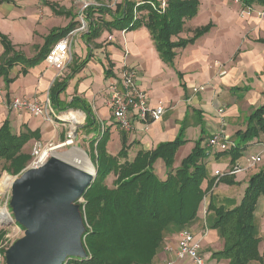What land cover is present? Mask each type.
Returning <instances> with one entry per match:
<instances>
[{
  "label": "crops",
  "instance_id": "0c3cea01",
  "mask_svg": "<svg viewBox=\"0 0 264 264\" xmlns=\"http://www.w3.org/2000/svg\"><path fill=\"white\" fill-rule=\"evenodd\" d=\"M85 1L89 5L105 6L114 10L115 5L124 0H0V33L8 38L16 50L26 57H32L36 52L35 46L41 47L44 37L52 29L65 27L72 19L78 21ZM198 7L196 16L186 21L185 30L177 37H188L199 26H212L194 43L175 49L172 66L161 61L145 26L127 32L103 31L99 38L94 39L93 43L98 47L91 46V58L68 81L67 88L59 95L67 102L73 95L87 102L97 122L109 128V138L114 135L117 140L118 135H122L120 132H124L129 145L127 154L130 160L134 156V153L131 156L129 154L132 147L135 152L140 148H153L162 141H171L180 127L185 128L187 141H194L201 127V134H207L205 145L208 136L213 133L221 132L230 138L236 131L245 130L246 117L252 109L260 104L264 105V42L261 41L264 39V15L258 17L252 14L241 18L238 15L241 6L236 0H199ZM258 9L264 7L254 5V10ZM98 15L99 12L94 13V17ZM101 17L110 19L108 14ZM72 40L70 55L79 62L87 55L86 43L79 32L72 34ZM3 49L0 43V54ZM123 65L134 69L135 79L139 88L148 95L149 104L155 105L161 100L166 105L165 114L159 120L150 122L145 130L144 125L136 119H132L130 131L122 130L113 122L107 108L106 87ZM106 67L111 69L108 76L105 73ZM20 68L19 64L11 68L10 77L13 81L9 84L6 85L0 78V125L8 118L10 129L14 133L24 130V126L32 130L39 129L40 139H31L25 147L26 152L35 143H41L46 133H50L49 140L59 143L63 134H59L57 127L51 122L40 116L13 111L9 108V103L14 97L45 101L53 81L64 75L67 69L60 72L56 66L47 63L45 58L28 68L25 74ZM176 72H179L180 77ZM172 80L177 94L173 99L166 94ZM201 85H204V90L192 92V87ZM74 110L77 112L65 113L61 117L71 123L81 121L84 113ZM117 126L121 131L114 134ZM190 130H195L192 138L187 137ZM263 142L264 131L247 145L233 164L243 166L244 158L249 153L262 154L264 157ZM108 143L107 151L116 155L119 149L111 152ZM88 146L90 151L89 142ZM80 152L83 153L82 150ZM208 157L211 164L221 158L227 169L231 166L229 155L217 156L211 153ZM70 158L75 161V157ZM263 167L264 163L233 173V184L224 185L230 189L229 196L222 197L219 205L211 192L223 185L214 178L212 189L199 207L196 218L188 225L195 238L200 241L199 252L204 258V264L227 263L224 259L217 260L212 257L213 252L223 247V239L219 237L216 229L210 227L212 212L207 211V205L212 202L224 208H234L243 197L249 177ZM213 177L215 174L211 177L207 175V179ZM253 220L256 236L259 238L261 261H251L249 264H264V196L256 203ZM178 231L165 235L162 247L150 264H192L188 257L177 256L175 253Z\"/></svg>",
  "mask_w": 264,
  "mask_h": 264
},
{
  "label": "trees",
  "instance_id": "16d2710c",
  "mask_svg": "<svg viewBox=\"0 0 264 264\" xmlns=\"http://www.w3.org/2000/svg\"><path fill=\"white\" fill-rule=\"evenodd\" d=\"M236 1L241 8L264 7V0ZM160 5L161 0H124L116 4L114 10L88 5L84 9L87 30L81 35L86 43L87 55L79 62L72 56L71 63L64 68L69 72L57 77L48 89L47 97L53 111L78 109L84 113L81 129L86 136L90 135L88 155L96 169L89 187L81 195L84 201L79 203L86 227L82 235L86 257H67L62 264H150L162 247L165 235L173 229L190 225L196 218L199 207L212 189L214 178L218 182L233 184L234 179L227 172L207 179L205 158L211 153L229 155L231 166L228 169H231L247 145L264 131V105L260 104L246 117L245 130L236 131L228 138L232 144L226 149L210 150L207 144L202 145L204 136L196 140L189 154L174 166L177 149L187 141L185 128L180 127L173 140L162 141L150 149L140 148L130 160L124 132H120L121 147L116 155L110 154L106 148L109 128L97 122L90 105L76 95L68 102L59 97L67 88L68 81L91 58V46L98 47L93 43L94 39L99 38L103 31L127 32L145 26L161 61L172 66L175 49L194 43L212 26H199L190 36L177 37L185 30L186 21L196 16L199 0H164L163 9ZM95 12L100 15L94 17ZM104 14H108L110 19L102 18ZM78 24L72 19L65 27L52 29L44 37L41 47L35 46L36 52L32 57L24 56L0 33V43L4 48L0 54V78L6 85L13 81L10 70L17 64L21 66L22 73H27L28 68L42 62L57 40L79 27ZM261 41L264 42V39ZM108 66L111 67L110 64ZM110 72L111 69L106 67V76ZM176 73L180 77L179 72ZM23 129L12 132L8 118L0 125V163H3L2 170L13 176L20 174L31 161L30 153L25 151L28 142L40 139L39 129L25 126ZM157 160H162L166 169L161 178L153 167ZM110 175L114 176L111 187L106 183ZM249 178L242 200L234 208L216 206L212 202L206 207L213 214L210 227L216 229L223 239V247L213 252L212 257L224 259L226 264L261 261L253 218L256 203L264 196V167ZM5 234L6 230L0 229V244ZM5 249H0L2 255Z\"/></svg>",
  "mask_w": 264,
  "mask_h": 264
},
{
  "label": "water",
  "instance_id": "95a60500",
  "mask_svg": "<svg viewBox=\"0 0 264 264\" xmlns=\"http://www.w3.org/2000/svg\"><path fill=\"white\" fill-rule=\"evenodd\" d=\"M94 170L88 174L50 154L42 165L26 167L10 180L9 208L24 232L5 249V264H62L67 257H86L82 242L86 227L77 201L94 178Z\"/></svg>",
  "mask_w": 264,
  "mask_h": 264
},
{
  "label": "built area",
  "instance_id": "2783aa9c",
  "mask_svg": "<svg viewBox=\"0 0 264 264\" xmlns=\"http://www.w3.org/2000/svg\"><path fill=\"white\" fill-rule=\"evenodd\" d=\"M89 5L88 2H84L79 13L78 22L79 27L70 31V33L60 38L56 43L49 49L48 53L45 55V60L47 63L56 66L58 70L63 71L71 59L70 51L73 44L72 34L74 32H84L87 30V25L85 21V11L84 9ZM160 7L163 9L164 0H161ZM253 13L258 17L264 15V9L254 10V8H243L240 15L241 17H249ZM111 37H109L110 39ZM204 90V85L192 87V92H198ZM106 104L110 111V116L113 122L124 131L131 130V121L136 119L144 125V130L148 128L149 123L152 121L159 120L166 112V105L163 101L155 105L149 104L148 95L146 92L141 90L135 79V71L132 67L121 66L116 77L111 79L110 83L106 87ZM45 101H40L39 99L28 100L26 98L14 97L9 103V108L16 112H22L27 114H32L34 116H40L45 118L47 121L52 123L53 120L58 121L61 116H57V113L52 110L50 106V100L48 97ZM70 141V140H69ZM72 142V141H70ZM67 140L59 143L60 145H69ZM71 144V143H70ZM207 146L210 150H222L228 148L232 143L228 140L223 133H213L207 139ZM59 145L49 144V146L43 147L41 143H35L31 149V161L27 167H37L45 163L49 158L50 154L45 153V148L56 147ZM264 149V142H263ZM50 150V149H48ZM264 163V157L262 154L251 153L244 158L243 166L240 164H234L233 168L228 169L227 173L233 175V173L239 172L241 170L255 167L259 164ZM215 176L221 174L218 171L214 172ZM9 194L5 199L4 207L9 202ZM3 208V207H0ZM8 212V209H7ZM9 213V212H8ZM10 215V214H9ZM12 217V216H11ZM178 241L175 253L177 256L188 257L192 264H204V258L200 254V241L195 238L193 231L188 226H184L178 231ZM9 244L5 240L0 244L1 248H7ZM0 264H5L4 255L0 253Z\"/></svg>",
  "mask_w": 264,
  "mask_h": 264
},
{
  "label": "rangeland",
  "instance_id": "374dc122",
  "mask_svg": "<svg viewBox=\"0 0 264 264\" xmlns=\"http://www.w3.org/2000/svg\"><path fill=\"white\" fill-rule=\"evenodd\" d=\"M243 7L240 9L239 11V16L241 17L240 13L242 11ZM255 14V13H253ZM244 17V16H243ZM242 18V17H241ZM189 24V23H188ZM79 25V24H78ZM83 32H79V35H82ZM74 36V35H73ZM235 40H233V43H234ZM71 63V59L70 61L68 62V64ZM69 71H66L65 74H67ZM176 92V87H175V83L170 81V84H169V89L166 91V94H169L171 96V98H176L177 94H175ZM47 96V95H46ZM107 114V111L106 109L104 110ZM72 112H77V110H66V111H59L57 113V116H61L62 114H65V113H72ZM83 115V118L81 121H78V122H74V123H71L68 119H65L63 117H60V119L58 121L56 120H53L52 117H51V120H52V125H54L55 127H57L58 131H59V134L62 133L63 134V137L62 139H64L63 141L61 140L59 143H62L66 140H70L72 141L71 144L69 145H64L62 147L59 148V150H57V152L59 151H67V149L69 147H74L75 145H77L82 151L85 152V154L87 155V157L89 158L90 162L92 163V160L90 158V155H88L89 153V146H88V138L90 137V135L86 136L85 133L83 132V130L81 129L82 125H83V122H84V114ZM49 122V121H48ZM106 122V120H105ZM61 129V131H60ZM118 131L120 132L121 129L117 126L114 130V134L115 132ZM195 130H190L189 131V134L187 135V137H190L192 138L193 134H194ZM185 133V132H184ZM207 134H201V127L199 128V133L196 137V139L193 141V140H189V141H186V143H184L182 146H180V148L177 149L176 151V154H175V158H174V166L179 164V162L181 161V159L183 157H185L186 155L189 154V151L194 147L195 145V141L198 140L199 138L201 137H206ZM120 135H118L117 137V140L115 138L114 135H112L110 138H108V145H109V150H114L115 152L121 147V143H120ZM186 135L184 134V137ZM49 137H50V133H46L43 137V139L41 140V144L43 147L45 146H49V144H54V145H59V143H54L52 142L51 140H49ZM205 137H204V140L202 142V145L205 144ZM209 137V136H208ZM186 138V137H185ZM187 140V138H186ZM207 142V141H206ZM185 145V146H184ZM33 145L30 147L29 149V153H31V149H32ZM190 149V150H188ZM73 150V149H72ZM134 147L131 148V150H129V154L130 156L132 155V153H134ZM251 154V153H249ZM256 154V153H255ZM55 155L57 156H61L62 158H66V160H71L72 158H69L68 154H62V153H55ZM248 155V154H247ZM223 156V155H222ZM207 159L206 161V168H207V174L211 177L213 176L214 174V171H218L220 172L222 175L223 173H226L227 172V165L224 164L225 162H223L221 160V158L217 160H215L213 162V164L210 163L209 160V157L205 158V160ZM2 164L3 163H0V173H1V176H0V181L4 178V177H8L9 180H11L13 177V175H10L8 174L6 171L2 170ZM93 165V163H92ZM154 170H155V173L157 174V176L159 178L163 177L165 175V167L163 165V162L162 160H157L154 165ZM114 176L113 175H110L107 177L106 179V183H108V185L111 187L112 183L111 181L113 180ZM220 183H222L223 186H219L217 189H212V196H213V199H215V202H217V205H219V202L222 201V197L223 198H226L229 196L228 194V190L230 192V189L229 188H225L224 185L226 184L225 182L223 181H219ZM228 185V184H226ZM244 192V191H243ZM8 194H9V187L7 186L5 189L1 190V187H0V207H4V204H5V199L8 197ZM244 195V194H243ZM220 199V200H219ZM242 200V199H241ZM84 200L80 197L79 200L77 201L78 204L83 202ZM241 202V201H240ZM216 205V206H217ZM7 206V209H8V212L11 215V209L9 208V202L6 204ZM210 217V216H209ZM209 217L207 219H209ZM212 218H213V214L212 216L210 217V221L209 223H211L212 221ZM12 221L9 223V225H4V226H0V229H3V230H6V234H5V237H4V240L3 242L6 240L8 244H11L12 242H14L15 240L19 239V237H21L23 235V232L24 230L14 221V218L12 216ZM178 230H175L173 229L170 233H174ZM2 242V243H3Z\"/></svg>",
  "mask_w": 264,
  "mask_h": 264
},
{
  "label": "bare ground",
  "instance_id": "6f19581e",
  "mask_svg": "<svg viewBox=\"0 0 264 264\" xmlns=\"http://www.w3.org/2000/svg\"><path fill=\"white\" fill-rule=\"evenodd\" d=\"M67 114V113H66ZM71 116V115H70ZM76 116V115H75ZM78 121V120H77ZM67 144H70L71 142L69 140H67ZM63 145H61L62 147ZM60 148V147H59ZM58 146L56 147H51V148H45L44 149V152L45 153H49V154H54L57 153L56 151L59 150ZM76 148V149H74ZM74 151H71V150H67V151H62L61 153L62 154H68L69 158L70 157H75V161H71V160H68L70 161L72 164H75L76 166L80 167L81 169L85 170L89 173H93L95 170L93 169L92 167V164L89 160V158L84 155V153L80 152L81 149L77 148L74 146ZM50 149V150H48ZM71 151V152H70ZM87 158H85V157ZM66 159V158H65ZM10 180L8 179V177H4L1 181H0V187H1V190L5 189L8 184H9ZM12 217L9 215V213L7 212V209L6 207H3V208H0V222H4V221H12Z\"/></svg>",
  "mask_w": 264,
  "mask_h": 264
}]
</instances>
